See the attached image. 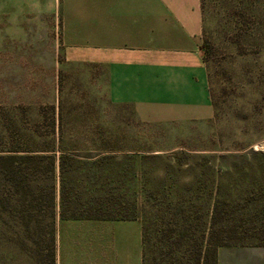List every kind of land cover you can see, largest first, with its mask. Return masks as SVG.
<instances>
[{
	"label": "rangeland",
	"instance_id": "rangeland-1",
	"mask_svg": "<svg viewBox=\"0 0 264 264\" xmlns=\"http://www.w3.org/2000/svg\"><path fill=\"white\" fill-rule=\"evenodd\" d=\"M202 2L212 120L139 123L130 107L110 106L99 71L68 62L92 52L62 49L44 18L51 5H0V110L30 103L35 117L41 103L57 105L60 70L66 140L99 127L111 143L143 157L126 164L129 176L141 179V194L136 181L127 189L139 216L133 222L147 228L149 257L158 264H195L216 205L224 228L216 264H264V0ZM58 224L55 264H69L68 236L58 237ZM180 227L187 228L185 238L175 235Z\"/></svg>",
	"mask_w": 264,
	"mask_h": 264
},
{
	"label": "crops",
	"instance_id": "crops-1",
	"mask_svg": "<svg viewBox=\"0 0 264 264\" xmlns=\"http://www.w3.org/2000/svg\"><path fill=\"white\" fill-rule=\"evenodd\" d=\"M17 4L51 5L44 18L62 49L92 52L68 62L99 71L111 105L129 106L139 123L214 117L201 0H0ZM64 234L69 264H158L143 253L141 223L63 221L58 237Z\"/></svg>",
	"mask_w": 264,
	"mask_h": 264
},
{
	"label": "trees",
	"instance_id": "trees-1",
	"mask_svg": "<svg viewBox=\"0 0 264 264\" xmlns=\"http://www.w3.org/2000/svg\"><path fill=\"white\" fill-rule=\"evenodd\" d=\"M201 8L203 13L202 0ZM202 49L211 84L209 43L204 29ZM58 62L62 64L64 59L60 56ZM61 91L59 70L57 105L41 103L35 117L30 103L0 110V264H55L56 220H139L127 186L136 181L140 195L141 179L129 176L126 164L141 162L143 157L128 154L125 146L116 141L111 143L110 135L99 127L74 131L71 136L75 141L68 142ZM210 92L215 111L211 86ZM108 103L118 110L129 107ZM117 132L120 140L123 130ZM80 133L84 135L80 137ZM82 139L84 143L78 141ZM220 216L214 205L203 233L205 247L195 249L194 245L187 249L196 250L195 264H210V255L216 264V248L224 244ZM141 226L145 254L147 228L144 223ZM174 231L176 236L186 237V227ZM161 232L155 229L157 235Z\"/></svg>",
	"mask_w": 264,
	"mask_h": 264
}]
</instances>
